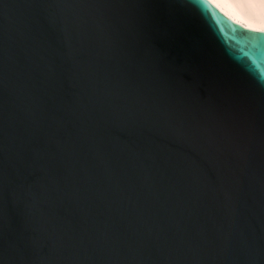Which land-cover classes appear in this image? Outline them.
<instances>
[{
  "label": "water",
  "instance_id": "1",
  "mask_svg": "<svg viewBox=\"0 0 264 264\" xmlns=\"http://www.w3.org/2000/svg\"><path fill=\"white\" fill-rule=\"evenodd\" d=\"M0 264H264V30L0 0Z\"/></svg>",
  "mask_w": 264,
  "mask_h": 264
},
{
  "label": "bare ground",
  "instance_id": "2",
  "mask_svg": "<svg viewBox=\"0 0 264 264\" xmlns=\"http://www.w3.org/2000/svg\"><path fill=\"white\" fill-rule=\"evenodd\" d=\"M225 15L249 28L264 30V0H210Z\"/></svg>",
  "mask_w": 264,
  "mask_h": 264
}]
</instances>
